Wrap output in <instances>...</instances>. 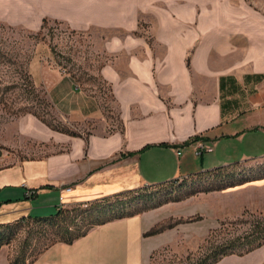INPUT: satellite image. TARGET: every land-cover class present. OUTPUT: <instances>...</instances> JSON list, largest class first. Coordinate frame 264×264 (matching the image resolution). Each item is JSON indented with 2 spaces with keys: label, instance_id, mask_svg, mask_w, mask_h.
Masks as SVG:
<instances>
[{
  "label": "crops",
  "instance_id": "obj_1",
  "mask_svg": "<svg viewBox=\"0 0 264 264\" xmlns=\"http://www.w3.org/2000/svg\"><path fill=\"white\" fill-rule=\"evenodd\" d=\"M181 1L131 0L128 11L107 14L98 7L87 25L84 15L54 16L76 31L94 25L126 32L103 42V52L113 58L98 73L111 87L122 128L111 125L70 74L34 64L32 80L52 104L69 121L91 122L94 130L86 139L23 126L19 139L0 137V226L221 166L264 162V11L251 18L246 13L239 24L194 29L189 23L197 14L190 9L186 15ZM142 19L152 23V42L136 34ZM239 49L240 63L224 68ZM196 136L213 151L198 156V141L184 145ZM30 140L61 151L25 158ZM129 153L137 154L119 158ZM66 186L72 191L61 203ZM152 226L146 214L110 221L72 244L49 246L31 264H150L163 243L162 236L144 237ZM0 264H12L4 249ZM216 264H264V245Z\"/></svg>",
  "mask_w": 264,
  "mask_h": 264
},
{
  "label": "rangeland",
  "instance_id": "obj_2",
  "mask_svg": "<svg viewBox=\"0 0 264 264\" xmlns=\"http://www.w3.org/2000/svg\"><path fill=\"white\" fill-rule=\"evenodd\" d=\"M130 1L0 0V137L19 139L23 126L36 130L47 126L42 119L55 128L75 133L76 137L85 136L87 139L94 130L91 122L87 126L69 121L68 116L52 104L45 88L32 80L34 64L36 68L50 64L70 74L81 89L96 99L111 125L121 128L109 85L98 73L101 66L113 58L103 52V42L116 35L125 36L126 32L94 25L84 31H76L68 22L54 16L84 15V25H87L98 7L106 14L128 11ZM194 1L180 2L186 15L190 9L197 14V19L189 23L194 29L214 23L239 24L246 13L251 18L264 11V0ZM44 18L50 22L42 30ZM151 24L142 19L137 36L152 42ZM191 54L192 51L187 58ZM242 56L239 49L232 56V61L229 57L223 62L224 68L238 65ZM27 142L25 158H40L50 152L61 151L60 147L32 143L31 140ZM209 157L205 154L204 161L207 162ZM198 163L200 165L201 161ZM263 168L264 162L234 164L220 172L211 171L199 180L194 176L178 179V183L148 187L147 191L142 190L133 196L137 198L129 202V212H124L123 216L146 214L153 226L144 237L162 236L159 238L162 246L154 252L150 264H200L210 260L223 244L253 240L264 235ZM229 176L234 178L228 179ZM68 188L60 190L61 197L64 189ZM61 197L60 201L64 203L65 196L64 201ZM71 217L76 225L68 235L60 233L57 225L50 226L44 222L31 221L22 226L15 225L16 222L9 224L11 228L0 226V250L8 252L12 264L23 258L30 263L49 246L65 243V237L71 239L86 234L100 223L112 219L113 215L104 212L94 217L90 212H74ZM71 220H65L64 224Z\"/></svg>",
  "mask_w": 264,
  "mask_h": 264
},
{
  "label": "trees",
  "instance_id": "obj_3",
  "mask_svg": "<svg viewBox=\"0 0 264 264\" xmlns=\"http://www.w3.org/2000/svg\"><path fill=\"white\" fill-rule=\"evenodd\" d=\"M49 22L50 21L47 18H44L43 21H42L41 29L42 30L45 29L46 26L49 24ZM187 66H188L189 69H191L190 58H187ZM109 90H110V92L112 94V90H111L110 86H109ZM112 98L114 100V96L113 95H112ZM34 115H36L39 118V116L37 114H34ZM42 121L44 123H46V125L48 127L52 128L53 130H56V131H59V132H62V133H66V134L74 136V137L78 136L75 133H70L68 131H64V130H60L58 128H55V127L51 126L50 124H48L43 119H42ZM200 139H202V138L196 136L193 139H191L190 141L186 142L184 145H189L191 143L199 141ZM86 143H88L87 140H86ZM135 154H137V153H129L127 155L126 154H121L119 158L121 159V158H125V157H128V156H133ZM115 161L116 160H113L112 162H115ZM237 164H240V163H237ZM230 166H232V165H230ZM230 166H221V167H218V168H216V169H214L212 171L213 172H220V171L225 170L226 168H228ZM210 172L211 171L205 172V173L195 174L194 178L199 180V179H201L202 176H204L205 174L210 173ZM233 178H234V176H229L228 179H233ZM176 182L178 183L179 180L178 179L171 180V181H169L167 183H163V184H160V185L174 184ZM160 185H158V186H160ZM154 187H157V186H154ZM147 189H148V187L140 188V189H134V190L126 191V192H123V193L115 194L113 196L100 198V199H97V200H94V201H91V202H88V203H78V204L72 205L73 206L72 209H67L70 206L67 207L66 209H61L62 207H60L58 209V212L55 215H53V216L45 217V218H37V219L36 218H32V217L22 218L15 225L22 226V225H24V224H26L28 222H31V221L37 222V223L44 222V224H46V225L49 224L50 226H52V225L56 226L57 225L58 228H59L60 233L62 232V234L68 235L69 234V230L72 228V226L76 225L75 221H72L73 219L71 220V218H73V217H71L72 213H74V212H79V213L90 212V215H92L94 217L95 216H100L104 212L107 213V214L113 215V218L110 219L107 222L118 220V219H121L123 217L125 218L126 216H123V215L126 212H129V211H127V207H128L129 202H131L132 199H136L137 198V197H133V196H136V194H140V192L142 190L147 191ZM84 207L86 209H84ZM131 216H133V215H128V217H131ZM67 219H70L71 222L67 223V224H64L65 220H67ZM74 219H76V218H74ZM57 221H59V223ZM107 222L100 223V225L104 224V223H107ZM6 226H7V228H11L12 227L9 224H7ZM84 235L85 234H82V235H80L78 237H75V238L71 237V239H70V237H65L66 238L65 243L71 244L76 239H78V238H80V237H82ZM238 242L239 243H237L236 241H230V242H228L226 244H223V245L219 246L217 248V250L215 251V255H213L210 260L202 261L200 264H216L222 258H224L226 256L234 255V254H237V253L239 255H243L244 253L248 254V253H250V252H252V251H254V250H256V249H258V248H260V247H262L264 245V235H262V236H260V237H258L256 239H253V240L244 239V240H239ZM244 250H245V252H244ZM14 264H31V262L27 263L26 259L23 258L21 261L16 260L14 262Z\"/></svg>",
  "mask_w": 264,
  "mask_h": 264
},
{
  "label": "built area",
  "instance_id": "obj_4",
  "mask_svg": "<svg viewBox=\"0 0 264 264\" xmlns=\"http://www.w3.org/2000/svg\"><path fill=\"white\" fill-rule=\"evenodd\" d=\"M213 151V147L208 144V143H205L204 141H198L195 143V153L198 155V156H201L203 155L204 153H210ZM180 153H178L179 155ZM72 190L70 188L68 189H64V191L62 192V197H61V200L64 201V194H67V193H70ZM63 203V202H62Z\"/></svg>",
  "mask_w": 264,
  "mask_h": 264
}]
</instances>
